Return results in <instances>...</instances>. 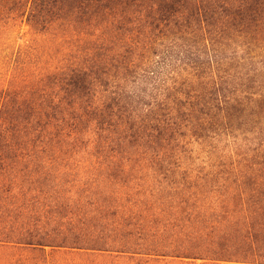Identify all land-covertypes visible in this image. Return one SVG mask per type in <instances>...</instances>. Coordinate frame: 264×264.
<instances>
[{"label":"trees","instance_id":"1","mask_svg":"<svg viewBox=\"0 0 264 264\" xmlns=\"http://www.w3.org/2000/svg\"><path fill=\"white\" fill-rule=\"evenodd\" d=\"M217 6L0 0L54 49L0 64V264H264L263 21Z\"/></svg>","mask_w":264,"mask_h":264},{"label":"rangeland","instance_id":"2","mask_svg":"<svg viewBox=\"0 0 264 264\" xmlns=\"http://www.w3.org/2000/svg\"><path fill=\"white\" fill-rule=\"evenodd\" d=\"M206 4H218L217 10H210L209 14L214 17H233L236 19H262L263 23L260 29H254L251 25L242 26V30L249 33L248 40H253V47L257 52L262 53V62L264 61V0H204ZM3 5L8 11L14 7L11 1H3ZM0 25L3 31L0 33V64L13 65L17 63H43L53 61V51L50 50V56L41 57L39 51L33 53H23L24 48L30 44L31 28L27 22V17L21 14L16 16L8 14L0 16ZM250 49V50H251ZM257 146V145H256ZM238 264V263H226Z\"/></svg>","mask_w":264,"mask_h":264}]
</instances>
